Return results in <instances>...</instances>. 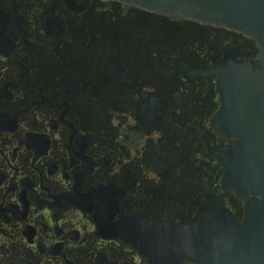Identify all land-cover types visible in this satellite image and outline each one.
<instances>
[{
	"label": "flooded vegetation",
	"instance_id": "af4514ba",
	"mask_svg": "<svg viewBox=\"0 0 264 264\" xmlns=\"http://www.w3.org/2000/svg\"><path fill=\"white\" fill-rule=\"evenodd\" d=\"M255 39L120 0H0V264H195L142 242L243 220L225 60Z\"/></svg>",
	"mask_w": 264,
	"mask_h": 264
},
{
	"label": "water",
	"instance_id": "95a60500",
	"mask_svg": "<svg viewBox=\"0 0 264 264\" xmlns=\"http://www.w3.org/2000/svg\"><path fill=\"white\" fill-rule=\"evenodd\" d=\"M163 14L224 26L256 40V59L225 60L217 71L219 130L236 146L221 149L225 187L246 201V215L230 212L171 233H152L142 245L151 258L195 264H264V0H120Z\"/></svg>",
	"mask_w": 264,
	"mask_h": 264
}]
</instances>
